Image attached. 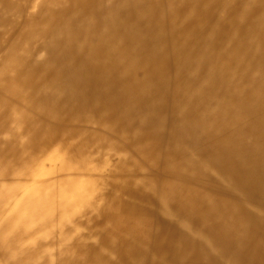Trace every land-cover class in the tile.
<instances>
[{
  "label": "bare ground",
  "instance_id": "obj_1",
  "mask_svg": "<svg viewBox=\"0 0 264 264\" xmlns=\"http://www.w3.org/2000/svg\"><path fill=\"white\" fill-rule=\"evenodd\" d=\"M0 264H264V0H0Z\"/></svg>",
  "mask_w": 264,
  "mask_h": 264
}]
</instances>
